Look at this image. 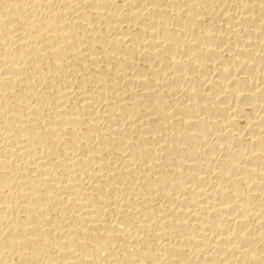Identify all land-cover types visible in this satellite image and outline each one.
<instances>
[{
  "label": "bare ground",
  "instance_id": "bare-ground-1",
  "mask_svg": "<svg viewBox=\"0 0 264 264\" xmlns=\"http://www.w3.org/2000/svg\"><path fill=\"white\" fill-rule=\"evenodd\" d=\"M0 264H264V0H0Z\"/></svg>",
  "mask_w": 264,
  "mask_h": 264
}]
</instances>
